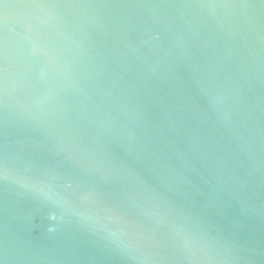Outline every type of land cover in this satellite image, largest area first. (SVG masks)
I'll list each match as a JSON object with an SVG mask.
<instances>
[{"label": "water", "instance_id": "water-1", "mask_svg": "<svg viewBox=\"0 0 264 264\" xmlns=\"http://www.w3.org/2000/svg\"><path fill=\"white\" fill-rule=\"evenodd\" d=\"M0 264H264V0H0Z\"/></svg>", "mask_w": 264, "mask_h": 264}]
</instances>
